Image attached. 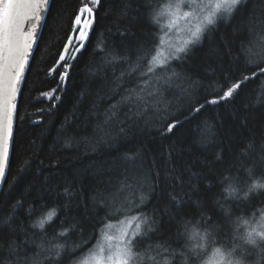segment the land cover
Here are the masks:
<instances>
[{
    "label": "snow or ice",
    "instance_id": "obj_1",
    "mask_svg": "<svg viewBox=\"0 0 264 264\" xmlns=\"http://www.w3.org/2000/svg\"><path fill=\"white\" fill-rule=\"evenodd\" d=\"M116 2L121 27L95 45L99 63L89 69L73 104L92 125L90 137H80L88 151L114 149L116 161L86 170L95 184L86 194L90 211L70 226L58 208L79 201L77 180L57 182L43 175L42 168L55 171L58 160L50 158L45 165L40 159L39 174L26 161L12 178L14 188L33 195L55 185L56 195L68 202L49 208L42 203L45 196H0V264H172L177 257L180 264H246L257 251L264 264V121L253 127V111L264 110V99L244 105L232 125L206 118L209 106L234 103L256 84L264 88V0L259 8L250 7L252 0ZM52 4L0 0V187L15 148L16 121L24 120L19 113L26 72ZM101 7L102 0H79L54 63L46 72L37 64L38 75L59 79L55 88L39 92L36 100L48 107L37 112L50 116L62 101L59 91L71 67L67 61L87 50ZM180 19L183 26L177 25ZM222 26L233 30L232 39L215 50L209 38ZM178 32L183 33L179 38ZM206 42L212 63L202 73L189 69L192 53ZM46 122L43 117L31 121ZM141 126L159 140V152L150 150V164L149 150L135 134ZM68 131L66 117L53 138V152L62 138L64 147L71 146L75 137H67ZM29 140L34 149L37 138Z\"/></svg>",
    "mask_w": 264,
    "mask_h": 264
},
{
    "label": "trees",
    "instance_id": "obj_2",
    "mask_svg": "<svg viewBox=\"0 0 264 264\" xmlns=\"http://www.w3.org/2000/svg\"><path fill=\"white\" fill-rule=\"evenodd\" d=\"M79 0H53L52 8L48 17L47 25L45 26L40 43V48L36 51V59L32 61V68L27 71V81L24 84L23 95L20 98V116L24 117L23 121H16V143L15 148L11 153V163L7 170L6 183L0 188V196L7 199L11 193L16 198H19L22 194L26 195L28 200H32L34 195L45 196L48 207L51 208L53 205L59 206L61 201L64 203L68 202L67 197L57 196L56 187L52 186L51 191L37 192L33 195H29L24 191L23 188L13 187V177L17 175V170L22 167L26 161H31L34 170L38 171L42 168L39 164L40 159L45 160V165L48 164L50 158L58 160V165L55 171L48 169L47 167L42 168L44 176L50 174L57 178V182H62L64 179L72 181L77 180L76 187L82 189L79 201L73 200L69 208L59 209L62 211V219H65L66 225H71L73 218L79 219L80 217H86L89 213L90 208L86 207V194L90 193L95 187L92 182L91 174H85L86 170L93 169L100 165L109 166L112 165L113 161H116L118 153L115 150L106 149L104 152L92 153L88 151V145H85L80 137L91 135L92 125L85 120L86 114H81L79 111H75L73 104L78 100L79 93L85 85V81L89 78V69H95L96 64L99 63V57H94L95 45L103 41L106 36H116L115 29L121 27L116 23V11L117 2L116 0H102V7L98 12L97 22L94 24L95 35L90 33V41L86 45V51L83 54L73 53L76 59H68V64L71 67L68 69V78L66 82L61 86L59 94L62 97V101L58 102L57 107L53 109L50 116L39 113L36 111L38 108H47L48 102L44 100H36L39 92L46 91L50 88H55L59 83L58 76L55 74L52 77H46L43 74H37V64L43 72H46L48 67L54 63V59L58 50L61 48L63 43L64 33L69 30V21L75 11ZM261 0H252L250 5L251 8H259ZM167 21H165L166 23ZM109 29L113 31L109 33ZM133 31H136L134 28ZM232 29L227 26H222L219 29L218 34H214L209 38L211 46L215 50H220L224 44V39H232ZM209 42H206L203 47L198 50H194L191 58L187 62L189 69L198 70L201 73L203 69L207 68L212 61L207 57L209 48ZM45 49H47L45 51ZM226 50V49H225ZM102 55V54H101ZM42 58V59H41ZM218 70L222 67L219 61L214 65ZM62 71V69L57 70ZM109 72H111V66H109ZM257 99H264V88L260 84H256L252 88H245L244 93L241 95L239 100L234 103L228 101L223 102L221 105L209 106V111L206 114V118L212 121L213 118L217 122H224L226 125H232L234 122V114L236 112H243L246 110L244 105L251 103L256 105ZM101 108L104 106V101L99 102ZM257 107H259L257 105ZM75 112V115H73ZM43 117L47 122L40 126L33 125L32 120L41 119ZM67 117V125L69 131L67 137H75L70 139L71 146H63V138L61 145L57 148L56 152L52 150L53 138L60 130L61 125L65 123ZM90 119H96L92 117ZM253 127H256L261 121H264V110L253 111ZM71 126H75L72 128ZM195 125H193V128ZM43 129H50L49 132L44 133ZM140 139L144 140V145L148 151V161L151 163L153 152L151 149H156L159 152V140L155 138L151 133L141 130H137L135 133ZM37 138V144L34 149H29L30 140L29 138ZM165 144L168 142H164ZM166 152V150H165ZM157 161L161 159L157 155ZM119 162L117 161L115 174L119 173ZM81 174L78 176L77 174ZM61 193L63 189H60ZM15 203V200L11 201ZM79 213V217L77 216ZM93 215L96 213L93 212ZM103 215V213H100ZM259 217H257L258 219ZM124 219V217H121ZM23 224H27V221L21 219ZM111 223H117L116 220H112ZM59 230V229H58ZM243 231V229H242ZM92 229H88V237L90 239ZM51 239V237L49 238ZM55 242V241H53ZM79 242V238L75 243ZM236 243L242 244V241H235ZM74 243L73 241L69 242ZM165 258L168 257L167 253L163 254ZM160 259V257H157ZM172 264H180L179 258L172 259ZM246 264H260V255L258 251L247 257Z\"/></svg>",
    "mask_w": 264,
    "mask_h": 264
},
{
    "label": "rangeland",
    "instance_id": "obj_3",
    "mask_svg": "<svg viewBox=\"0 0 264 264\" xmlns=\"http://www.w3.org/2000/svg\"><path fill=\"white\" fill-rule=\"evenodd\" d=\"M183 24H184V21L182 19L177 20V25L183 26ZM182 35H183V33L178 32L177 38H179V36H182ZM114 225H117V227L120 226V225H118V222L114 223ZM112 231L115 232V229H113Z\"/></svg>",
    "mask_w": 264,
    "mask_h": 264
},
{
    "label": "water",
    "instance_id": "obj_4",
    "mask_svg": "<svg viewBox=\"0 0 264 264\" xmlns=\"http://www.w3.org/2000/svg\"><path fill=\"white\" fill-rule=\"evenodd\" d=\"M28 23H29V22H26V23H25V28H27V27H28ZM0 188H1V187H0Z\"/></svg>",
    "mask_w": 264,
    "mask_h": 264
}]
</instances>
